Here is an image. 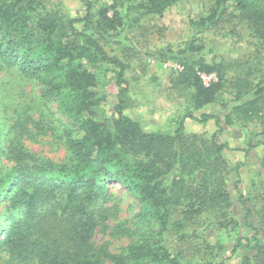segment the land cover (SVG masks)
I'll list each match as a JSON object with an SVG mask.
<instances>
[{
	"label": "trees",
	"instance_id": "16d2710c",
	"mask_svg": "<svg viewBox=\"0 0 264 264\" xmlns=\"http://www.w3.org/2000/svg\"><path fill=\"white\" fill-rule=\"evenodd\" d=\"M73 1L81 3L82 11L65 18L39 9L43 0H0V87L13 98L16 79L41 86L32 100L0 101L13 116L11 124L0 126V264H181L155 229L157 219L164 230L174 208H186L184 218L194 223L207 215L204 223L216 230L238 229L220 261L200 264H228L241 252L243 264H264V205L258 207L252 193L240 188L245 164L230 168L225 144L185 131L188 119H214L220 125L218 116L203 109L218 102L228 84L236 93L225 124L257 121L264 127V79L252 82L254 65L240 59H196L204 47L191 44L179 52L183 69L173 85L189 96L191 109L173 132L146 130L128 113L129 65L111 55L102 39L124 28V17L163 15L177 0H120L98 8L93 0ZM212 1L206 16L191 21L196 31L220 28L239 16L264 41V0ZM103 65L115 72L116 98L102 112L108 98L93 69ZM233 71L237 75L229 80ZM203 73L217 80L206 83ZM45 136L64 144L68 154L62 161L26 142ZM113 181L142 204L135 223L110 225L117 214L110 205L114 194L107 189ZM234 197L244 212L240 220L231 209ZM98 234L132 239L115 253L109 240H96Z\"/></svg>",
	"mask_w": 264,
	"mask_h": 264
},
{
	"label": "rangeland",
	"instance_id": "374dc122",
	"mask_svg": "<svg viewBox=\"0 0 264 264\" xmlns=\"http://www.w3.org/2000/svg\"><path fill=\"white\" fill-rule=\"evenodd\" d=\"M93 1L96 8L104 3L120 2V0ZM124 6L126 4L120 7ZM212 7V0H177L163 15L149 14L139 20L132 18L133 15L124 17L125 27L112 31L110 35L102 39L103 45L111 55L118 56L129 65L125 76L130 86L128 113L139 120L146 130L173 132L183 116L191 109L189 96L183 95L184 91L176 89L173 85L176 75L183 69L179 52L189 48L193 43L204 47L201 53L198 52V55L194 56L196 59L202 56L210 63L233 59L247 61L249 64L252 63L257 71L254 73L252 82L256 84L264 79V41L253 32L246 20L236 16L222 23L220 28L206 30L203 33H199L191 25V21L206 16ZM81 8V3L78 1L43 0V5L39 9L56 11L62 17L68 18L78 15L82 11ZM169 48L175 53H170ZM93 70L98 75V88L108 98L107 102H103V112L106 108H112L116 98V86L113 79L115 72L111 66L107 65ZM236 73L233 71L227 74L229 80H233ZM202 75H205L203 79L205 78L204 81L207 83L217 80V76L209 79L206 74ZM11 80V78L7 79L6 83ZM1 83L0 78V85ZM14 87L13 98H9L7 90L0 87V101L5 98H8L6 102H11L15 98L30 99L39 96L38 91L41 89L36 81L33 82L24 77L16 79ZM235 93L236 89L228 84L220 94L218 102L203 109L207 113L218 116L220 125L214 119L205 123L188 119L185 121V131L188 135L195 134L207 139L215 138L219 143L225 144L223 154L230 168L240 162L245 164L241 167L243 178L240 184L241 190L250 191L254 203L262 207L264 205V136L261 132L264 131V127L257 121L248 125L240 120H236L232 125L225 124L224 117L235 104ZM53 105L58 110L57 104ZM3 109L0 103V126L2 127L11 124L10 120L13 119V116L9 115L10 112ZM260 140L262 143L259 142ZM26 142L34 151L58 162L68 154L64 144L50 136L41 137L37 141L26 140ZM230 175L229 186L232 189L236 174L232 172ZM107 189L114 194L110 205L113 213H117L110 219V225L119 222L135 223L136 214L142 207L140 201L115 181L108 184ZM233 196H235L234 192ZM236 198L234 197L235 203L231 209L240 220L244 212ZM185 211H187L186 208L172 209L164 230L161 220L157 222L156 219L155 229L163 233V246L181 264L220 261L224 255L222 249L226 248L228 251L234 245L238 229L216 230L214 224L204 223L207 215L195 218L198 221L194 223L184 218ZM1 236L0 233V238ZM131 239L127 236L118 239H111L102 234L96 236V240L100 243L109 240V249L115 253L121 252ZM226 254V257H229L230 254ZM241 254L242 252L229 258L228 264H243L244 257ZM106 264L113 263L108 260Z\"/></svg>",
	"mask_w": 264,
	"mask_h": 264
},
{
	"label": "built area",
	"instance_id": "2783aa9c",
	"mask_svg": "<svg viewBox=\"0 0 264 264\" xmlns=\"http://www.w3.org/2000/svg\"><path fill=\"white\" fill-rule=\"evenodd\" d=\"M205 76V75H204ZM203 76V77H204ZM213 76H215V75H213V74H211V75H206V77H208L209 79H212L213 78ZM205 79V78H204ZM206 82V81H205ZM207 83V82H206Z\"/></svg>",
	"mask_w": 264,
	"mask_h": 264
}]
</instances>
